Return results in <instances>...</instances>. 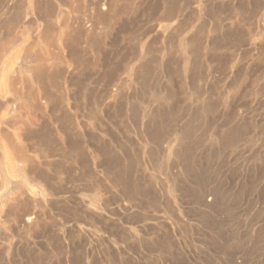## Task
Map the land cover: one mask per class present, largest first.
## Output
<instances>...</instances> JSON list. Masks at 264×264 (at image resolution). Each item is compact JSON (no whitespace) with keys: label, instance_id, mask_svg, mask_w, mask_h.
I'll list each match as a JSON object with an SVG mask.
<instances>
[{"label":"rangeland","instance_id":"obj_1","mask_svg":"<svg viewBox=\"0 0 264 264\" xmlns=\"http://www.w3.org/2000/svg\"><path fill=\"white\" fill-rule=\"evenodd\" d=\"M0 42V264H264V0H0Z\"/></svg>","mask_w":264,"mask_h":264},{"label":"bare ground","instance_id":"obj_2","mask_svg":"<svg viewBox=\"0 0 264 264\" xmlns=\"http://www.w3.org/2000/svg\"><path fill=\"white\" fill-rule=\"evenodd\" d=\"M50 28V27H49ZM52 33V32H51ZM65 36V35H64ZM41 37H43V36H41ZM65 38H66V36H65ZM42 39V38H41ZM43 39H44V42H47L48 41V37L46 36V35H44V37H43ZM50 42V41H49ZM3 43V42H2ZM1 42H0V52L3 50V49H7V47L6 48H4L5 47V44H2ZM7 43V42H6ZM51 43V42H50ZM9 44V43H8ZM11 44V43H10ZM1 45H4L3 47L1 46ZM31 50V51H30ZM29 53L26 55V57L28 58V60H29V63H30V65L29 66H27V67H25L26 69H24L23 71H24V74L25 75H31L32 76V79H34V80H36V81H38V80H40V77L44 74V72H45V70H46V68H45V63H44V61L45 60H43L40 56H38V55H36V54H33V50L32 49H29ZM5 52V51H4ZM3 53V52H2ZM1 53V54H2ZM0 54V55H1ZM4 54V53H3ZM1 58V57H0ZM60 59V58H59ZM27 61V60H26ZM58 63V62H57ZM26 64V63H25ZM53 69H55V68H53ZM44 78V77H43ZM41 79H42V77H41ZM47 81V80H46ZM10 82H11V91H12V94L14 95V98L17 100V104H18V107L19 108H28V109H32V107L34 106L33 104V101H32V98H31V96L29 95V94H22V93H20V91H19V89H18V87H17V85L19 84V85H22V83L24 84H26V82H28V79H22V78H20V79H13L12 81L10 80ZM44 82V81H43ZM47 83V82H46ZM27 85H29L28 83L26 84V87H27ZM28 88V87H27ZM29 92V91H28ZM27 92V93H28ZM48 93V92H47ZM36 106V105H35ZM34 116V115H33ZM13 122V121H12ZM10 123V122H9ZM8 123V124H9ZM15 124V123H14ZM25 125V124H24ZM25 127V126H24ZM26 128V127H25ZM6 139V138H5ZM8 140V139H7ZM10 140V139H9ZM10 143V142H9ZM13 144V143H12ZM15 144V143H14ZM12 146V145H11ZM16 148V147H15ZM17 149V148H16ZM19 151V150H18ZM24 154V153H23ZM46 154V153H45ZM17 157L20 159V160H25V158H24V156L22 155V153H20V152H18L17 153ZM31 159V158H30ZM33 159V158H32ZM32 163V162H31ZM23 167V166H22ZM33 178V177H32ZM33 179H36V178H33ZM37 181V180H36ZM1 185V184H0ZM25 190V189H24ZM23 193V192H22ZM17 202H19V201H17ZM21 205H22V203H21ZM12 206V205H11ZM18 208V207H17ZM11 209V208H10ZM7 214H9V213H7ZM6 214V215H7ZM12 214V213H11ZM30 214V213H29ZM10 215V214H9ZM13 215V214H12ZM15 215V214H14ZM11 216V215H10ZM28 216V215H27ZM12 217V216H11ZM15 217H16V215H15ZM26 217V216H25ZM31 218H32V216H30ZM26 218V221L25 222H27V223H30L31 221H32V219L31 218ZM34 218V217H33ZM33 222V221H32ZM31 222V223H32ZM20 223V222H19ZM24 224V223H23ZM32 225V224H31Z\"/></svg>","mask_w":264,"mask_h":264}]
</instances>
